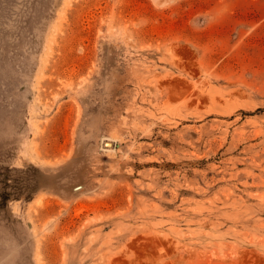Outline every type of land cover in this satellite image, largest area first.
Here are the masks:
<instances>
[{"label": "rangeland", "instance_id": "obj_1", "mask_svg": "<svg viewBox=\"0 0 264 264\" xmlns=\"http://www.w3.org/2000/svg\"><path fill=\"white\" fill-rule=\"evenodd\" d=\"M0 264H264V0H0Z\"/></svg>", "mask_w": 264, "mask_h": 264}, {"label": "bare ground", "instance_id": "obj_2", "mask_svg": "<svg viewBox=\"0 0 264 264\" xmlns=\"http://www.w3.org/2000/svg\"><path fill=\"white\" fill-rule=\"evenodd\" d=\"M111 143L110 142H107V145H110Z\"/></svg>", "mask_w": 264, "mask_h": 264}]
</instances>
